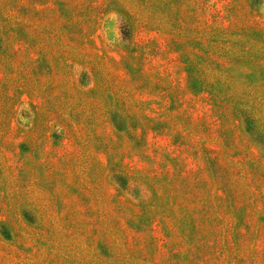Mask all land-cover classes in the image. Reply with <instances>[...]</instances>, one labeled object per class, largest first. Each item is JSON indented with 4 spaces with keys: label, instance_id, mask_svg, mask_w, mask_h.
<instances>
[{
    "label": "rangeland",
    "instance_id": "1",
    "mask_svg": "<svg viewBox=\"0 0 264 264\" xmlns=\"http://www.w3.org/2000/svg\"><path fill=\"white\" fill-rule=\"evenodd\" d=\"M0 264H264V0H0Z\"/></svg>",
    "mask_w": 264,
    "mask_h": 264
}]
</instances>
